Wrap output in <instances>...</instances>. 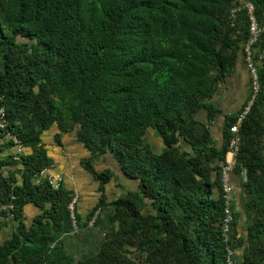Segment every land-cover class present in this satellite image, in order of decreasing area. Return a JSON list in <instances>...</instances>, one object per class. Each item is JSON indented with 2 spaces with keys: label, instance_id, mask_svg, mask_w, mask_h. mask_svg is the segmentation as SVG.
<instances>
[{
  "label": "trees",
  "instance_id": "trees-1",
  "mask_svg": "<svg viewBox=\"0 0 264 264\" xmlns=\"http://www.w3.org/2000/svg\"><path fill=\"white\" fill-rule=\"evenodd\" d=\"M245 1L264 26V0H0V206L12 205L0 232L13 224L0 264H264V31L238 132L244 204L232 203L227 231L222 169L243 108L225 116L221 145L210 128L222 113L211 98L246 58ZM52 126L60 143L75 130L98 182L96 205L86 215L75 206L78 228L74 190L40 175L54 165L43 140ZM107 152L138 180L113 200L116 173L94 164ZM28 204L39 209L30 221ZM78 230L101 236L76 249L67 239Z\"/></svg>",
  "mask_w": 264,
  "mask_h": 264
},
{
  "label": "crops",
  "instance_id": "crops-1",
  "mask_svg": "<svg viewBox=\"0 0 264 264\" xmlns=\"http://www.w3.org/2000/svg\"><path fill=\"white\" fill-rule=\"evenodd\" d=\"M250 94L251 73L247 67L246 58L243 54H241L237 67L225 81L223 91L211 98V100L222 109V113L215 117L210 126L213 137L217 141L218 145H221L223 142V123L225 116L227 114L240 111L249 99ZM202 113L206 115V112ZM202 117L204 116L202 115ZM54 127V133L50 143L47 142L44 137L45 132L43 133V140L47 144L49 155L52 157L54 163L53 167L50 168V173L59 176L65 186L77 191L80 194L78 208L80 213L86 215L88 211L96 205L100 194L98 191V182L94 180L91 174L84 168H79V165L82 166L81 159L89 155L90 152L83 145V143L76 138L75 130L62 133L60 136V143L57 138L59 128L57 126ZM150 130L152 136L150 137L147 132V138L151 142L153 149H161L164 145L163 138L157 134L155 130ZM94 164L98 170L111 168L116 175L120 177L119 183H117L118 178L116 177V179H112L106 185V192L109 200L116 199V196H120L127 190H134L138 187V180L128 178L122 173L119 164L111 152H107L95 159ZM230 177L235 196H243L241 175L237 174L233 169L230 171ZM121 181L124 184L129 183L130 188H123L120 184ZM109 188L111 197L108 192ZM38 212V207L33 204H28L25 208L28 221H30V218ZM5 227H7V229ZM5 227L1 229L0 236L2 233H8L9 229L12 231L13 224L8 223Z\"/></svg>",
  "mask_w": 264,
  "mask_h": 264
},
{
  "label": "built area",
  "instance_id": "built-area-1",
  "mask_svg": "<svg viewBox=\"0 0 264 264\" xmlns=\"http://www.w3.org/2000/svg\"><path fill=\"white\" fill-rule=\"evenodd\" d=\"M245 6L248 9L249 13V39L246 43L245 46V54H246V61H247V66L248 69L251 73V83H252V91L255 92L258 90L259 85H258V75L256 72V66L253 62L252 59V45L257 41V38L259 37V34L264 31V26H260L257 18L254 14V5L251 1H245ZM253 99H250L246 105V107L241 111V113L238 116V120L236 123H234L230 127V131L232 132V137L230 138V150H229V155L227 157V162L223 166L222 169V185H223V195L226 198V218H225V223H224V229L227 231L229 229V222L232 219V212H231V205L234 202V194H233V188L231 184V177H230V171L235 168L236 165V156L238 153L239 149V144L241 137L238 134L239 132V126L245 115L248 113L250 106L252 104ZM3 116V110H0V126L3 125L2 117ZM20 150V148L18 149ZM52 167V166H51ZM47 167L41 170V177L46 178L50 184H52L53 187H59L61 184V178L55 174L50 173V168ZM242 180H246V170L244 169L241 173ZM79 200V194L74 193L73 199L69 204V208L71 211V217L73 219V223L75 228H78V224L76 221V216H75V206ZM9 208H12V205L8 204H3L0 206V219H5L6 215L2 213V211L7 210ZM100 209H98L94 215V220L90 222L92 224L95 219L96 215L99 213ZM10 216H12V213H10ZM233 253V251H230V254ZM228 264H234L233 259L229 258Z\"/></svg>",
  "mask_w": 264,
  "mask_h": 264
},
{
  "label": "rangeland",
  "instance_id": "rangeland-1",
  "mask_svg": "<svg viewBox=\"0 0 264 264\" xmlns=\"http://www.w3.org/2000/svg\"><path fill=\"white\" fill-rule=\"evenodd\" d=\"M248 67V66H247ZM251 90H252V83H251ZM218 94H220V93H218ZM204 116V118H206V116L204 115V113H201V116ZM54 126H52V127H50L48 130H46L45 131V133H44V137H45V139H46V141L47 142H49L50 143V141L52 140V137H53V133H54ZM150 129H152V130H154L153 128H150ZM149 129V131H148V135H150V137L152 136V134H151V130ZM158 134V133H157ZM152 140V139H151ZM183 144H184V147L185 146H187V144L183 141L182 142ZM18 149H19V147H16V149L14 148V151H18ZM4 153H7V151H5ZM107 159H109V158H107ZM83 168L82 166H80L79 165V168ZM116 177L118 178V181H117V183H119V181H120V177L118 176V175H116L115 176V179H116ZM129 178V177H128ZM132 180V179H131ZM133 181V180H132ZM121 186L123 187V188H125V189H128V188H130V186H129V183H126V184H124L122 181H121ZM108 192H109V195H110V197H111V194H110V188L108 189ZM234 192V191H233ZM234 196H235V194H234ZM118 196H116V198H117ZM235 202H236V204L237 205H239V207H243V204H244V196H242V195H240V196H238V197H236L235 196V200H234ZM243 201V202H242ZM79 205V204H78ZM5 227V226H4ZM6 229H7V227H5ZM9 228V227H8ZM242 228V227H241ZM11 229H9V231H8V233H2L1 234V241L5 238V237H7V236H9L10 234H11ZM78 232V236H72V237H68V239H67V241L69 242L68 243V245H73L76 249L78 248V240L79 239H84V238H86L87 239V241H89L90 243H92L91 242V240H94L96 237H100L101 236V234L99 233V232H96V234L91 238V237H88L87 236V234L85 233L86 231L85 230H78L77 231ZM100 235V236H99Z\"/></svg>",
  "mask_w": 264,
  "mask_h": 264
},
{
  "label": "clouds",
  "instance_id": "clouds-1",
  "mask_svg": "<svg viewBox=\"0 0 264 264\" xmlns=\"http://www.w3.org/2000/svg\"><path fill=\"white\" fill-rule=\"evenodd\" d=\"M252 91V90H251ZM247 105V104H246ZM246 105H244V107H243V109L246 107ZM242 109V110H243ZM241 113V112H240ZM238 120V119H237ZM236 123V122H235ZM228 153H229V151H228ZM227 157H228V154H227ZM52 167H53V165H52ZM61 180V182H62V179H60ZM63 183V182H62ZM78 193L77 191H74V193ZM79 194V193H78ZM233 194H234V192H233ZM79 199H80V194H79ZM234 200H235V196H234ZM78 202H79V200H78ZM77 205V204H76Z\"/></svg>",
  "mask_w": 264,
  "mask_h": 264
}]
</instances>
